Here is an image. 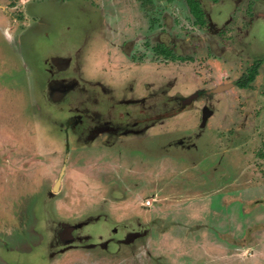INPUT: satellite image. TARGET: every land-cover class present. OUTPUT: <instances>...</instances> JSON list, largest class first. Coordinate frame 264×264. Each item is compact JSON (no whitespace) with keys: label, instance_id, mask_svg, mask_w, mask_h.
<instances>
[{"label":"rangeland","instance_id":"374dc122","mask_svg":"<svg viewBox=\"0 0 264 264\" xmlns=\"http://www.w3.org/2000/svg\"><path fill=\"white\" fill-rule=\"evenodd\" d=\"M201 1L0 0V264H264V0Z\"/></svg>","mask_w":264,"mask_h":264},{"label":"water","instance_id":"95a60500","mask_svg":"<svg viewBox=\"0 0 264 264\" xmlns=\"http://www.w3.org/2000/svg\"><path fill=\"white\" fill-rule=\"evenodd\" d=\"M54 62L56 59H53ZM232 85V83H227V84H218L215 88H212L211 90H209L210 93H216L219 91H223L227 88H229ZM74 86V83H69V84H65V83H56L54 85L51 86V97L54 101H58L60 99H62L66 93L71 90ZM194 98H196V94H191L188 97H185L182 101L183 105H187L190 104ZM60 183V180L57 182V184ZM56 184V185H57Z\"/></svg>","mask_w":264,"mask_h":264},{"label":"flooded vegetation","instance_id":"af4514ba","mask_svg":"<svg viewBox=\"0 0 264 264\" xmlns=\"http://www.w3.org/2000/svg\"><path fill=\"white\" fill-rule=\"evenodd\" d=\"M145 1L147 2V0H144V2H145ZM213 1L217 2L218 0H213ZM253 1H254V2H253V7H254L255 4L257 3V0H253ZM185 2H186V4L189 6L187 0H185ZM199 2H200L201 9H202V15H201V17L198 16L196 13H193V12L191 11L190 7H189V9H190V12L192 13V15L195 17L196 22H197L199 25L204 26V25L207 24V20H206V12H205V9L203 8L202 1L199 0ZM250 11H253V10H250ZM256 14H257V13H255V15H256ZM247 15H248V16L250 15V12H249L248 10L241 11L240 17H246ZM232 19H234V14H233V16H232ZM201 21H204V23H201ZM230 22L233 23V20H230ZM242 25H243V24L238 25V27H239V26H242ZM148 35H149V34H148ZM182 59H185V58L183 57ZM182 59H179V60H182ZM58 83H65V84L74 83V86H73V88H72L71 90H73V89H75V88H77V87L79 86V81L76 80V79H74V78H71V79H68V78H62L61 80H59ZM71 90H70V91H71ZM140 111H141V114L144 115V110H140ZM79 117H81V116H79ZM79 117H78V118H79ZM142 120H149V118L146 117V115H144ZM142 120H141V121H142ZM75 123H76V122H75ZM108 129H112V127H108ZM121 136H123V135H120V136L115 137V138H113V139L120 138ZM111 142H116V141L113 140V141H111ZM58 181H59V180H58Z\"/></svg>","mask_w":264,"mask_h":264},{"label":"trees","instance_id":"16d2710c","mask_svg":"<svg viewBox=\"0 0 264 264\" xmlns=\"http://www.w3.org/2000/svg\"><path fill=\"white\" fill-rule=\"evenodd\" d=\"M189 7L193 13H196L198 16L201 17L202 15V9L200 6L199 0H187ZM179 59H182L183 57H177ZM259 65L255 64L252 65L251 68H249L245 74H243L237 81V85L241 88H249L251 87L253 81H255L257 74L259 72Z\"/></svg>","mask_w":264,"mask_h":264},{"label":"built area","instance_id":"2783aa9c","mask_svg":"<svg viewBox=\"0 0 264 264\" xmlns=\"http://www.w3.org/2000/svg\"><path fill=\"white\" fill-rule=\"evenodd\" d=\"M147 202L149 203L150 201L148 200Z\"/></svg>","mask_w":264,"mask_h":264}]
</instances>
